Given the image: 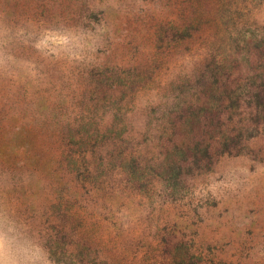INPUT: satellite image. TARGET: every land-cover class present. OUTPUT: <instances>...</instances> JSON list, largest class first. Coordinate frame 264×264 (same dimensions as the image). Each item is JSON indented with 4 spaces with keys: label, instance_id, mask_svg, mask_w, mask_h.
Wrapping results in <instances>:
<instances>
[{
    "label": "rangeland",
    "instance_id": "obj_1",
    "mask_svg": "<svg viewBox=\"0 0 264 264\" xmlns=\"http://www.w3.org/2000/svg\"><path fill=\"white\" fill-rule=\"evenodd\" d=\"M0 264H264V0H0Z\"/></svg>",
    "mask_w": 264,
    "mask_h": 264
}]
</instances>
